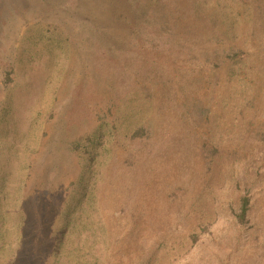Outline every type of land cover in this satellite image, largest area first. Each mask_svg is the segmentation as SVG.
<instances>
[{
	"label": "rangeland",
	"instance_id": "rangeland-1",
	"mask_svg": "<svg viewBox=\"0 0 264 264\" xmlns=\"http://www.w3.org/2000/svg\"><path fill=\"white\" fill-rule=\"evenodd\" d=\"M133 258L264 264V0H0V264Z\"/></svg>",
	"mask_w": 264,
	"mask_h": 264
},
{
	"label": "trees",
	"instance_id": "trees-1",
	"mask_svg": "<svg viewBox=\"0 0 264 264\" xmlns=\"http://www.w3.org/2000/svg\"><path fill=\"white\" fill-rule=\"evenodd\" d=\"M247 5V4H246ZM249 5V4H248ZM251 6V5H250ZM252 8V7H251ZM253 9V8H252ZM240 55V53L245 57L246 53L244 51H241V49L239 51L234 52L233 56L231 55L229 58L232 60L235 59V57L238 55ZM217 67L220 66V64H216ZM145 135V129L140 128L138 129L135 133H134V138H138V137H143ZM211 154L213 156H218L219 155V149L217 147H213L211 149ZM87 193V192H86ZM250 210H251V198L248 196H243L241 198L240 201V205L238 207L237 213H236V218L238 220V223L243 226L246 225L247 222L249 221V214H250ZM132 233V232H131ZM130 233V234H131ZM130 239H134V235H129ZM131 249V248H129ZM132 254L134 255V251H132ZM147 263H149V261H146ZM120 264H134V258H133V263H131V261L126 262L125 260H121Z\"/></svg>",
	"mask_w": 264,
	"mask_h": 264
}]
</instances>
